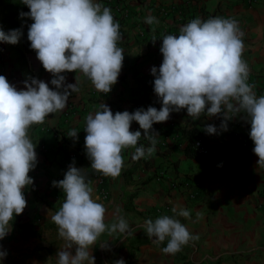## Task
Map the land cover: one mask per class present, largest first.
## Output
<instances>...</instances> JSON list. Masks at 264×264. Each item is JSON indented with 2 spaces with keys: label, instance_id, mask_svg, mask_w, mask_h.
<instances>
[{
  "label": "crops",
  "instance_id": "obj_1",
  "mask_svg": "<svg viewBox=\"0 0 264 264\" xmlns=\"http://www.w3.org/2000/svg\"><path fill=\"white\" fill-rule=\"evenodd\" d=\"M97 2L109 7L121 26L119 46L125 56L122 71L108 94L97 92L81 75L80 91L72 92L67 102V106H74L69 114L64 115L66 107L29 130L38 163L30 172L33 185L24 190L27 207L15 217L12 231L0 240L7 251L3 264H56V254L65 242L58 237L47 212L58 210L63 202L64 193L52 182L63 179L73 162L91 181L93 197L106 207V223L114 221L113 214L119 208V214L133 229L127 236L119 232L103 234L100 241H105V246L98 242L92 249L96 264H117L121 259L125 264H264V172L257 171L250 124L242 118L228 121V130L223 131L219 130V116H201L193 121L186 109L174 111L169 120L153 125L158 133L156 152L146 161H133L134 149L123 150L125 166L115 179L91 169L84 147L85 117L101 103L110 106L113 113L162 106L151 73V68H158L163 60L161 37L178 35L182 25L197 17L206 20L220 16L239 22L249 83L257 96L264 95V0H121L117 5ZM24 6L21 0H0V28L6 33L13 29L23 32L16 44L0 42V75L18 89L24 87L23 81L34 77L54 88L50 83L52 74L43 68L27 39L33 21L20 16ZM149 15L155 16L159 24L145 23ZM153 36L157 38L155 44ZM65 75L66 83L76 82L77 73ZM207 124L217 125L218 134H207L203 130ZM191 128L205 137L208 156L185 154L186 132ZM71 129L78 131V139L67 135ZM134 129L141 130L135 121L131 125ZM173 206L188 209L191 218L176 216ZM161 215L179 219L199 238L175 255L163 254L161 249L167 241L158 245L137 227Z\"/></svg>",
  "mask_w": 264,
  "mask_h": 264
},
{
  "label": "clouds",
  "instance_id": "obj_2",
  "mask_svg": "<svg viewBox=\"0 0 264 264\" xmlns=\"http://www.w3.org/2000/svg\"><path fill=\"white\" fill-rule=\"evenodd\" d=\"M21 2L30 11L20 16L33 21L27 33L30 47L43 68L52 74L50 83L55 87L34 77L23 81L24 87L18 89L0 75V240L12 231L15 217L27 207L24 190L34 183L30 172L37 166L38 154L29 130L66 108L71 93L80 91L81 75L97 92L110 93L125 58L119 46L121 26L111 9L97 0ZM145 23L159 24V20L149 15ZM22 35L21 29L6 33L0 28V42L16 44ZM243 36L236 19L220 16L206 20L197 17L182 25L178 35H162L163 60L158 68H151L154 92L162 106L113 113L110 106L101 103L87 114L84 147L91 169L115 179L125 166L123 150L134 149L133 161L151 157L158 142L153 125L166 122L174 111L186 109L193 121L201 116L221 117L219 130L223 131L236 117L249 123L253 152L258 157L257 171L264 172V95L257 96L254 85L249 83ZM156 40L153 36V44ZM67 72L77 73L75 83H66ZM133 121L143 131L131 130ZM203 130L218 134L215 124H207ZM67 135L78 139L75 129ZM142 136L149 141L148 147L138 143ZM52 183L64 193L58 210L47 212L58 237L65 242L56 254V264H96L92 249L98 242L105 246V241H100L103 234L133 233L119 208L113 214L114 221L106 223V207L93 197L91 181L75 162L68 166L63 179ZM172 212L191 218L186 208L173 206ZM196 215L199 219L200 213ZM137 227L158 245L167 241L161 249L166 255H175L199 238L169 215L147 219ZM6 256L7 251L0 245V264ZM117 264L125 261L121 259Z\"/></svg>",
  "mask_w": 264,
  "mask_h": 264
},
{
  "label": "trees",
  "instance_id": "obj_3",
  "mask_svg": "<svg viewBox=\"0 0 264 264\" xmlns=\"http://www.w3.org/2000/svg\"><path fill=\"white\" fill-rule=\"evenodd\" d=\"M19 11L28 12V11H30V9L25 5ZM134 131H135V129H134ZM186 135H187L186 136L187 143H186L185 148H184L185 154L186 155L203 156L200 153H198L197 150L193 147V141L196 140L197 138H200L206 144L205 137L195 128H191V129L187 130ZM138 143L146 146L148 143V140L144 139L142 136ZM143 160L146 161L145 158H143Z\"/></svg>",
  "mask_w": 264,
  "mask_h": 264
},
{
  "label": "built area",
  "instance_id": "obj_4",
  "mask_svg": "<svg viewBox=\"0 0 264 264\" xmlns=\"http://www.w3.org/2000/svg\"><path fill=\"white\" fill-rule=\"evenodd\" d=\"M5 1H10V0H5ZM103 1L105 4H116V5L121 2V0H103ZM72 107L73 106L71 104L68 105L66 110L64 111V115H68ZM193 147L197 150L198 153H200L203 156H208L210 154L209 148L200 138H197L196 140L193 141ZM102 191L104 193L103 188Z\"/></svg>",
  "mask_w": 264,
  "mask_h": 264
},
{
  "label": "rangeland",
  "instance_id": "obj_5",
  "mask_svg": "<svg viewBox=\"0 0 264 264\" xmlns=\"http://www.w3.org/2000/svg\"><path fill=\"white\" fill-rule=\"evenodd\" d=\"M69 103H72V102H69ZM69 103H68V104H69ZM66 107H67V106H66ZM73 107H74V106H73Z\"/></svg>",
  "mask_w": 264,
  "mask_h": 264
}]
</instances>
